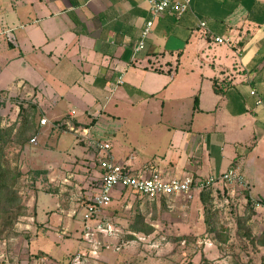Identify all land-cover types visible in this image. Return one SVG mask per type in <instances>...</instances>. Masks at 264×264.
Returning <instances> with one entry per match:
<instances>
[{
  "label": "crops",
  "instance_id": "obj_1",
  "mask_svg": "<svg viewBox=\"0 0 264 264\" xmlns=\"http://www.w3.org/2000/svg\"><path fill=\"white\" fill-rule=\"evenodd\" d=\"M188 51L199 66L192 77L179 71ZM12 96L43 116L51 108L50 121L140 104L166 148L117 161L166 178L235 167L253 193L264 167V0H191L181 15L156 16L147 0H0V100ZM63 99L73 107L59 117Z\"/></svg>",
  "mask_w": 264,
  "mask_h": 264
},
{
  "label": "rangeland",
  "instance_id": "obj_2",
  "mask_svg": "<svg viewBox=\"0 0 264 264\" xmlns=\"http://www.w3.org/2000/svg\"><path fill=\"white\" fill-rule=\"evenodd\" d=\"M188 53L179 71L192 77L199 66ZM0 101L3 130L13 126L4 133L3 153L21 171L15 188L25 205L0 236V264H264V246L256 241L264 230V206L257 202L264 195L263 166L253 193L238 182L210 185L215 232L207 228L200 190L163 200L113 190V200L98 216L113 225L107 234L94 228L98 219L83 217L101 172L97 150L80 132L109 141L115 156L135 152L150 160L167 138L145 127L142 105L89 108L82 119L87 122H81L67 115L73 106L63 99L57 113L67 116L43 126L41 109L31 102L18 96Z\"/></svg>",
  "mask_w": 264,
  "mask_h": 264
},
{
  "label": "built area",
  "instance_id": "obj_3",
  "mask_svg": "<svg viewBox=\"0 0 264 264\" xmlns=\"http://www.w3.org/2000/svg\"><path fill=\"white\" fill-rule=\"evenodd\" d=\"M147 2L150 11L155 16L162 13L181 15L189 9L191 4V0H147ZM153 23L154 21L152 19L146 22L141 38L135 47V52H138L145 47V39L149 34ZM201 25L204 26L205 22H201ZM9 36L10 39L13 40L10 33ZM215 40L217 42L228 41L227 38L222 36H216ZM120 81L122 82V80ZM251 93H255V90H252ZM40 122L41 124H47L48 118L44 116L40 119ZM80 136L97 150V162L101 172L98 189L87 202L83 217L85 221L98 219V223L93 227L102 230L107 234L113 233V225L106 218H100L98 216L102 208L110 204L113 200V190H118L121 193L123 190H127L134 192L139 196L154 200L163 197L177 196L179 194L192 196L194 189L201 190L218 181L227 183L238 182L244 184L249 189L248 183L243 174H241V172L235 167H229L228 169L218 174L210 175L207 178H196L192 174L166 178L155 169H150L149 173L134 171L126 163L116 160L112 151V145L109 141L92 137L88 135L85 129L80 132ZM35 139L36 137L34 136L32 141H35ZM84 227L85 229H90L91 225L87 223Z\"/></svg>",
  "mask_w": 264,
  "mask_h": 264
},
{
  "label": "trees",
  "instance_id": "obj_4",
  "mask_svg": "<svg viewBox=\"0 0 264 264\" xmlns=\"http://www.w3.org/2000/svg\"><path fill=\"white\" fill-rule=\"evenodd\" d=\"M159 64H156L158 66ZM155 66V65H154ZM198 99L195 98V104L197 105ZM2 102L0 101V109ZM23 106L20 104V108ZM13 126L7 128L8 131H4L1 126L0 115V236L3 230L12 225L15 218L20 214H23L22 209L25 205L22 203L21 195L15 188L17 181L21 176V171L12 166L10 161L5 158L3 149L8 139L4 136V133L9 135L12 132ZM125 193V190L122 191ZM200 199L204 205V216L207 228L210 231H217V213L211 205V186L208 185L199 191ZM251 196H248V202H251ZM164 198H161L163 200ZM262 206H264V197H260L257 200ZM240 226V223H239ZM257 243L264 246V230L261 235L256 238Z\"/></svg>",
  "mask_w": 264,
  "mask_h": 264
}]
</instances>
